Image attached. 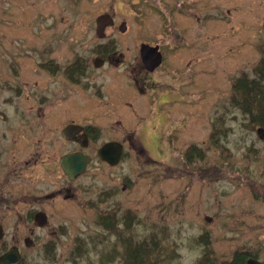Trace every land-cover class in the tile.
Returning <instances> with one entry per match:
<instances>
[{"label": "rangeland", "instance_id": "rangeland-1", "mask_svg": "<svg viewBox=\"0 0 264 264\" xmlns=\"http://www.w3.org/2000/svg\"><path fill=\"white\" fill-rule=\"evenodd\" d=\"M105 14L113 24L98 37ZM142 43L158 45L166 63L147 75L153 91L122 101ZM263 45L264 0H0V255L16 247L17 264H196L204 255L264 264V116L260 126L259 112L233 98L240 78L256 77ZM103 47L113 48L109 65L96 69ZM76 63L87 72L78 85L65 79ZM157 94L179 103L158 106ZM68 121L96 127L98 143L124 141L121 162L110 168L93 153L82 179L64 180ZM64 187L72 199L58 194ZM31 208L48 216L34 233Z\"/></svg>", "mask_w": 264, "mask_h": 264}, {"label": "flooded vegetation", "instance_id": "flooded-vegetation-1", "mask_svg": "<svg viewBox=\"0 0 264 264\" xmlns=\"http://www.w3.org/2000/svg\"><path fill=\"white\" fill-rule=\"evenodd\" d=\"M142 44H144V43H142ZM142 44H140V46ZM140 46H139V50H140ZM155 46L158 47V51L161 54V63H160V65L158 67H156L152 71L147 70L145 68V65H144L142 59H141L140 51H139V61H140L141 66L139 67L138 71H135V69L132 70V79H131L132 82H131L130 78H129V80H125L126 83H128L127 86H129L130 89L126 90V91L123 90V91L120 92V98H122V101H124V100L127 101L126 99L129 98L128 95L131 94V93H135L136 92L135 89L138 90L139 92L143 93L144 91H146V92L150 91L151 92V91H153L152 89L155 88V83L152 80H150L147 77V75H149V77L152 76V74L156 70L160 69L166 63L165 62L166 61V58H165L166 56L162 53V51H161V49H160V47L158 45H154L152 47H155ZM112 50H113V48L106 49V47H103V50H101V52H100V56L102 58L99 57V56L95 57V58H99L102 61V64L99 67H95L93 65V61L95 59L94 58L92 60V66L94 68H96V69H99V68L103 67V65L108 66L109 65L108 64V60H107V58H104V57H105V55H107V53H111ZM169 65L177 67V65H175V63L169 62ZM38 67L41 70L44 69V70L49 71L51 75L55 76L57 74V70L58 69L55 66L49 67V66H46V65H43V64H39ZM85 70H86V68H84L82 64L76 63L74 65V67H71V68L65 70V75H67L66 76L67 78H65L66 81L68 83L70 82L72 84H77V85L80 84V79L83 78L86 75V73H87ZM141 73H143L144 75L140 76ZM176 74L177 73L174 72V76ZM163 91L170 92V90L168 91L167 88H165ZM155 92L156 91H154V93ZM172 102L174 104L176 102L179 103V100L178 99H170V101L169 100L163 101V100H161V95L157 94V104H158V106H162V105H165V104H171ZM174 104H172V106ZM169 108H171V105L169 106ZM151 116H153V121L155 123L163 122V119H165V114L163 112H161V111H158V112L154 111ZM71 126H73V127H71ZM154 127L157 128V125L155 124ZM68 128H72V130L67 134V136H64L63 135V131L65 129H68ZM59 133H60V136H61L62 140L64 141V144L69 146L68 150L66 152H63L61 154V156L59 157L58 161H57L58 162V169L60 170V172H61V174L63 176V179L66 180L68 183H74L76 181H79L80 179H82L87 174L89 166H90V162H91V159H92L91 155H93V153H94V156L97 157L98 161H100L102 165L110 167V168L117 166L121 162V160L123 159V157H124V155L126 153V144H125L124 141H122V140L121 141H118V140H107V141H103V142L98 143L97 139L99 138V131L96 129V127L91 126V125H83V123L81 121H68L59 130ZM128 136L129 137L130 136L133 137V135H128ZM129 137H128V139L130 140ZM126 141H128V140L126 139ZM95 143H96V145H95ZM108 143H117V144H119L121 146L120 159H119V162L116 165H110L108 162H105V161L101 160L98 157L99 150L102 148V146H104L105 144H108ZM156 145L157 146L159 145L158 142L156 143ZM159 147L162 148L163 146L161 145ZM159 147H157V148L155 147L154 151H160L161 152V149ZM135 148H136V146H134L133 149H135ZM136 149L138 151H140V152L144 151L141 147H137ZM68 155H76L77 156V159L75 160V167H74V171H73V176L71 178L65 173L64 169L62 168L61 162H60L63 157H66ZM83 161H85V163L83 164L84 168L81 170V165H82ZM28 163H29V161L27 163H25V165L27 166ZM56 169H57V165H56ZM78 171H80V172H78ZM5 180L7 182L9 180L8 177H5ZM64 191H65V193H62ZM57 192H58L59 195L63 194V197L66 200L72 199L74 197V194L71 193V188H69V187L68 188L64 187L62 190L59 189V190H57ZM54 195H55V193L53 192V193L46 194L44 196L46 198H51L52 199V198H54ZM1 196H3V195L1 194ZM1 198L5 200L4 197H1ZM103 213H105V214H103V216H102V222L104 221V218L110 217V215H109V213L107 211H103ZM38 214H40V215H42V216H44L46 218L45 226L48 223V216L42 211V209L31 208V210L27 212V217H29L28 218L29 220H33V224L35 226V228L32 229L33 233H34L35 229H42V228L45 227V226L40 227V226H38L35 223L36 215H38ZM0 227L2 228L1 225H0ZM2 232H3V228H2ZM3 235H4V232H3ZM27 241H29V240H27ZM12 248H14V247H12ZM250 259L251 258H249V260ZM253 260H255V259H253ZM260 264H262V263H260Z\"/></svg>", "mask_w": 264, "mask_h": 264}, {"label": "water", "instance_id": "water-1", "mask_svg": "<svg viewBox=\"0 0 264 264\" xmlns=\"http://www.w3.org/2000/svg\"><path fill=\"white\" fill-rule=\"evenodd\" d=\"M113 24V20L107 14L101 15L96 18L95 26H96V34L98 37H101L104 34L106 28L110 27ZM120 31L125 30L124 23L119 27ZM140 56L145 65V68L149 71L154 70L161 63V54L158 51V47H152L147 44H142L140 46ZM102 64V61L99 58H95L93 61V65L95 67H99ZM73 127V126H71ZM72 130V128L65 129L63 131V135L67 136V134ZM257 135L260 139H264V129H257ZM121 154V146L117 143H108L102 146V148L98 152V157L108 162L110 165H116L119 162ZM77 159L76 155H68L61 159V165L64 169L65 173L71 178L73 176V171L75 167V160ZM82 162L81 170L84 168ZM80 172V171H78ZM210 220L209 218H206ZM35 223L43 227L46 224V218L40 214L36 215ZM3 237L2 228L0 227V239ZM20 260V255L17 248H12L9 251L4 252L0 255V264H16ZM246 264H260L259 262L250 259L246 261Z\"/></svg>", "mask_w": 264, "mask_h": 264}, {"label": "trees", "instance_id": "trees-1", "mask_svg": "<svg viewBox=\"0 0 264 264\" xmlns=\"http://www.w3.org/2000/svg\"><path fill=\"white\" fill-rule=\"evenodd\" d=\"M262 50L264 52V45L262 46ZM255 75L256 77L249 80L246 77L240 78L238 81L237 86H233L234 90L240 89L241 93H238V96L236 97V92L233 95V98H238L240 100V103L242 104V107L246 113L252 114L253 109H256L259 112V119L257 120V123L262 126V117L264 116V56L259 61L258 66L255 68ZM259 81H262V83H258ZM243 89V90H242ZM241 97V99H240ZM256 123V120L253 121ZM191 152V156H193L196 152H194L193 148H189ZM197 153H200V151H197ZM110 221H112V217L104 218V221L102 222L106 228L109 229ZM54 244L50 243L49 246L53 247ZM133 257V256H131ZM211 259V255H204L199 259V261L196 264H211L208 263ZM238 262V264H243L244 259L243 257L238 258V256H235V259L233 262ZM231 262H222L220 264H230ZM237 264V263H234Z\"/></svg>", "mask_w": 264, "mask_h": 264}]
</instances>
